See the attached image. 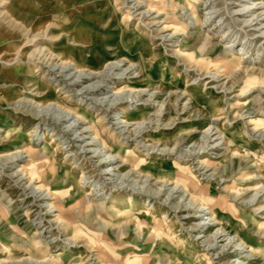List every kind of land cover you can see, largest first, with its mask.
<instances>
[{"label": "rangeland", "instance_id": "374dc122", "mask_svg": "<svg viewBox=\"0 0 264 264\" xmlns=\"http://www.w3.org/2000/svg\"><path fill=\"white\" fill-rule=\"evenodd\" d=\"M241 1L0 0V264H264Z\"/></svg>", "mask_w": 264, "mask_h": 264}, {"label": "bare ground", "instance_id": "6f19581e", "mask_svg": "<svg viewBox=\"0 0 264 264\" xmlns=\"http://www.w3.org/2000/svg\"><path fill=\"white\" fill-rule=\"evenodd\" d=\"M242 1H245V0H242ZM241 1V2H242ZM251 2L252 3H247V4H245L244 5V8L242 9V10H240V14H243V15H246V14H249V13H252V12H255L256 10H261V9H264V2H263V0L261 1V2H259V1H257V0H251ZM259 2V3H258ZM143 5V4H142ZM147 6V5H146ZM263 11V10H262ZM261 14V13H260ZM259 19V17H257L256 19H252V20H248L247 21V25L248 26H255L257 23H259L257 20ZM256 20V21H255ZM259 21H262V20H260L259 19ZM264 27V26H263ZM42 57V56H41ZM118 66H119V64H117ZM64 70H67L68 68L67 67H64L63 68ZM96 72H93V71H91V72H89L88 74H81V76L79 77V78H95V76H96ZM101 81H103V80H101ZM102 84V82H98V83H96V84H94L93 85V88H92V91H94V90H97V89H99L98 87L100 86ZM124 90H126V89H123V88H121V89H119V90H117L114 94H121ZM98 104V103H97ZM99 105V104H98ZM70 113V112H69ZM146 114V113H145ZM125 122V121H124ZM91 128V127H90ZM106 162H110V161H106ZM176 188L177 189H179V188H181V189H183V191L184 192H187V195L188 196H190V195H192L191 193H190V191L188 190V187L186 186V185H176ZM192 197V196H191ZM199 211L202 213V212H205V211H208V213L210 214V216H212L211 217V219H210V221H214L215 223L217 222L216 221V218L214 217V213L212 212V211H210L209 210V208L208 207H206L205 205H202V207L201 208H199ZM219 221V220H218ZM206 223V222H205ZM226 235V234H225ZM239 241V240H238ZM243 245V244H242ZM248 249V248H247ZM48 261H49V264H54V262H52V260L51 259H47Z\"/></svg>", "mask_w": 264, "mask_h": 264}]
</instances>
